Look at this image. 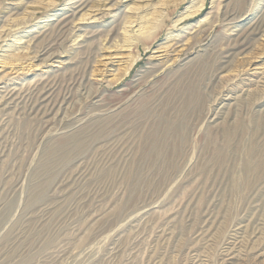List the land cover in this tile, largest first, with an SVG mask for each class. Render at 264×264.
I'll use <instances>...</instances> for the list:
<instances>
[{"label": "rangeland", "instance_id": "obj_1", "mask_svg": "<svg viewBox=\"0 0 264 264\" xmlns=\"http://www.w3.org/2000/svg\"><path fill=\"white\" fill-rule=\"evenodd\" d=\"M0 71V264H264V0H0Z\"/></svg>", "mask_w": 264, "mask_h": 264}, {"label": "bare ground", "instance_id": "obj_2", "mask_svg": "<svg viewBox=\"0 0 264 264\" xmlns=\"http://www.w3.org/2000/svg\"><path fill=\"white\" fill-rule=\"evenodd\" d=\"M76 3H79L78 4V7H83L84 4H80L81 2H78L76 1ZM85 8V6H84ZM240 14V13H239ZM239 16V15H238ZM76 22V21H75ZM261 23V22H260ZM258 28V26H256V29ZM117 42V41H116ZM59 54V53H57ZM59 55H56L55 53H52V54H49L45 57L44 61H43V64H46L47 61H53L55 60L56 58H58ZM41 64V63H40ZM1 72V71H0ZM1 75V73H0ZM5 75V74H4ZM257 75H255L253 78H249L247 79V81L251 82V83H256L257 82V79L258 77H256ZM11 81V80H10ZM261 82V79L259 80ZM258 84V83H256ZM2 85V87H0V105H4V104H11V101L15 100L16 97L18 98V96L20 95V90H18L17 88H13V89H10L9 86L7 85L6 81H5V77L2 76L0 77V86ZM260 85V84H259ZM254 87V86H253ZM256 87V85H255ZM249 89V88H248ZM253 89V88H252ZM256 89V88H255ZM259 89V88H258ZM249 92H251V90H249ZM257 92V91H256ZM251 94V93H250ZM242 96V95H241ZM234 98L232 97H229V100H232ZM49 100V99H48ZM10 101V102H9ZM18 101V100H17ZM14 102V101H13ZM6 107V106H5ZM67 109V108H66ZM61 118V117H60ZM236 235V234H235Z\"/></svg>", "mask_w": 264, "mask_h": 264}]
</instances>
